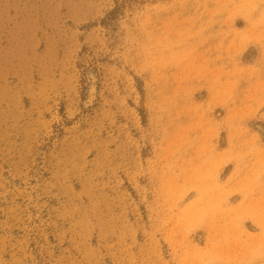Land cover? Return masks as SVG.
<instances>
[{"label": "rangeland", "instance_id": "374dc122", "mask_svg": "<svg viewBox=\"0 0 264 264\" xmlns=\"http://www.w3.org/2000/svg\"><path fill=\"white\" fill-rule=\"evenodd\" d=\"M0 264H264V0H0Z\"/></svg>", "mask_w": 264, "mask_h": 264}, {"label": "bare ground", "instance_id": "6f19581e", "mask_svg": "<svg viewBox=\"0 0 264 264\" xmlns=\"http://www.w3.org/2000/svg\"><path fill=\"white\" fill-rule=\"evenodd\" d=\"M95 92H96L95 84H92V86H91V88H90V90H89V98H90L89 101H91V99L94 98V96H95Z\"/></svg>", "mask_w": 264, "mask_h": 264}]
</instances>
